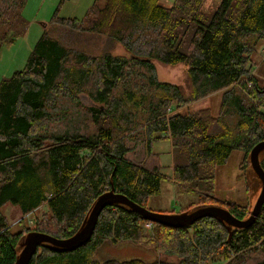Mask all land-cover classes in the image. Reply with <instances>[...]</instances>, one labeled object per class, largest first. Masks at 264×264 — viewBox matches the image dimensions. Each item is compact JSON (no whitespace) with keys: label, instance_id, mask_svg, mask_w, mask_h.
<instances>
[{"label":"trees","instance_id":"16d2710c","mask_svg":"<svg viewBox=\"0 0 264 264\" xmlns=\"http://www.w3.org/2000/svg\"><path fill=\"white\" fill-rule=\"evenodd\" d=\"M26 1L0 0V50L25 34ZM204 1L94 0L80 20L55 15L43 24L24 67L0 81V264H14L18 240L31 231L13 229L2 214L6 205L22 218L45 205L34 231L58 239L76 232L110 180L147 208L166 177L131 160L138 143L150 157L154 143L170 141L178 161L172 180L198 199L177 213L217 204L216 169L233 151L243 154L246 173L250 150L264 141V87L250 69L264 42V0H222L210 18ZM116 45L126 54H113ZM155 61L186 66L189 92L158 81ZM213 93H221L216 117L208 108L183 110ZM224 207L237 219L249 212L235 202ZM145 223L107 207L86 245L63 253L40 248L29 264H264V205L255 223L230 239L211 218L183 229L150 223V235ZM106 241L175 261L92 260Z\"/></svg>","mask_w":264,"mask_h":264},{"label":"rangeland","instance_id":"374dc122","mask_svg":"<svg viewBox=\"0 0 264 264\" xmlns=\"http://www.w3.org/2000/svg\"><path fill=\"white\" fill-rule=\"evenodd\" d=\"M59 0H27L23 9L22 16L28 23V28L25 34L17 39L11 45H3L0 50V81L4 78H9L15 71L21 70L26 62V59L33 48L34 44L43 33V24H48L56 15L60 19H82L86 10L92 5L94 0H70L65 2L61 7H56ZM222 0H205L202 5V13L205 17L210 18L217 10ZM173 0H161V4L165 6L171 5ZM77 47H80L76 43ZM113 54L124 55V50L116 45L113 49ZM155 74L158 81L168 83L181 88L185 94L189 92L190 86L187 79V68L182 64L166 65L158 61L153 62ZM250 69L260 86L264 87V42L260 43L252 56ZM86 104H90L86 99L82 98ZM221 101V93H213L208 97L199 101L193 102L183 110L196 111L202 108L210 109L212 115H218ZM132 146V144H130ZM153 156H146L144 147L138 143L134 150L129 153V157L136 163H142L146 168L158 167L160 172L166 177L160 183V193L149 198L147 208L151 211L171 214L179 212L191 203L198 201L196 194L186 193L185 190L174 184L172 174L174 164L178 161L171 153V145L169 140L159 141L152 146ZM243 159V154L239 151H233L223 166L216 169V179L214 187V197L217 202L226 203L235 202L241 206L248 207L250 214L255 201L258 197L259 186L252 185L253 176L250 171V166L247 172L244 173L240 169V163ZM249 179V181H248ZM257 183V182H256ZM257 186V189L254 188ZM156 209V210H155ZM48 209L45 205L39 207L28 215L27 218H22L19 210L12 205H6L2 209V214L7 217V220L14 227V230L28 229L35 230L36 222L41 219L44 214H47ZM21 220L22 223L17 225ZM16 224V225H15ZM146 234H151V227L146 228L143 224ZM91 259L98 262L106 260L130 261L140 260L143 262L166 261L173 262L174 258L160 256L154 250L133 244L130 242L112 243L103 242L91 254ZM223 260L219 258L217 261L210 264H222Z\"/></svg>","mask_w":264,"mask_h":264},{"label":"water","instance_id":"95a60500","mask_svg":"<svg viewBox=\"0 0 264 264\" xmlns=\"http://www.w3.org/2000/svg\"><path fill=\"white\" fill-rule=\"evenodd\" d=\"M263 161L264 141H261L250 150L248 155L250 171L253 173L257 182L256 185L259 186L260 191L250 214L245 219L235 218L226 207L219 204L199 205L188 211L171 214L151 211L116 192L110 180V190L94 200L79 228L72 236L66 239H58L48 234L30 231L18 240L14 264H29L40 248L63 253L83 247L91 239L102 210L114 206L136 213L144 221L174 229L188 228L198 220L211 218L226 228L230 239L233 230L246 229L255 223L264 205V169L261 166ZM230 204L226 203L225 206H230Z\"/></svg>","mask_w":264,"mask_h":264},{"label":"flooded vegetation","instance_id":"af4514ba","mask_svg":"<svg viewBox=\"0 0 264 264\" xmlns=\"http://www.w3.org/2000/svg\"><path fill=\"white\" fill-rule=\"evenodd\" d=\"M251 173H252V172H251ZM252 176H253V177H252V178H253V180H252V185H255V184H256V179H255L253 173H252ZM256 189H257V186L254 188V190H256ZM216 203L219 204V205H221V206H223L222 203H219V202H217V201H216Z\"/></svg>","mask_w":264,"mask_h":264},{"label":"built area","instance_id":"2783aa9c","mask_svg":"<svg viewBox=\"0 0 264 264\" xmlns=\"http://www.w3.org/2000/svg\"><path fill=\"white\" fill-rule=\"evenodd\" d=\"M27 217H28V215L25 218H27ZM145 227L149 228L150 227V223H145Z\"/></svg>","mask_w":264,"mask_h":264},{"label":"crops","instance_id":"0c3cea01","mask_svg":"<svg viewBox=\"0 0 264 264\" xmlns=\"http://www.w3.org/2000/svg\"><path fill=\"white\" fill-rule=\"evenodd\" d=\"M156 210V209H155Z\"/></svg>","mask_w":264,"mask_h":264}]
</instances>
